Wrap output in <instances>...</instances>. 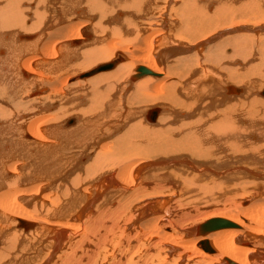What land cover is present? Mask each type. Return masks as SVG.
Listing matches in <instances>:
<instances>
[{
	"label": "bare ground",
	"instance_id": "obj_1",
	"mask_svg": "<svg viewBox=\"0 0 264 264\" xmlns=\"http://www.w3.org/2000/svg\"><path fill=\"white\" fill-rule=\"evenodd\" d=\"M262 22L264 0H0V264H264V38L233 35Z\"/></svg>",
	"mask_w": 264,
	"mask_h": 264
},
{
	"label": "rangeland",
	"instance_id": "obj_2",
	"mask_svg": "<svg viewBox=\"0 0 264 264\" xmlns=\"http://www.w3.org/2000/svg\"><path fill=\"white\" fill-rule=\"evenodd\" d=\"M154 7H156V6H154ZM263 23H264V22H262L261 24L264 25ZM247 26H249V25H247ZM250 26L252 27L253 25H250ZM245 33L250 34V35L253 34V35H251V36H252V37H255V38H261V39L264 38V33H263V35H261L262 33H256V34H254V32H251V33L243 32V33H236V34H233V35H240V34H245ZM233 35H228V37L233 36ZM254 35H255V36H254ZM258 35H260V36L258 37ZM26 36H27V35H26ZM224 39H226V37H224ZM221 40H223V39H221ZM221 40H220V41H221ZM20 41H23V40H20ZM184 44H186V43H184ZM164 49H167V48H164ZM103 64H104V63H103ZM99 65H101V64H99ZM26 67H28V64H26ZM90 69H91V68H90ZM90 69L84 70V71L80 72V74H76L75 77H77L78 75H81V74H83V73L89 71ZM112 71H113V70H112ZM110 72H111V71H110ZM101 73H103V72H101ZM97 75H98V74H97ZM95 76H96V75H95ZM92 77H93V76H92ZM234 86H235V85H234ZM35 87H36V88H34V90L37 89L36 91H40L39 86H35ZM235 87H236V88H238V87H239V88H243V87L238 86V85L235 86ZM54 88H55V87H54ZM54 88H53V89H54ZM263 88H264V85L262 86V88L257 89V94H258V92L261 91ZM34 90H33V91H34ZM36 91H34V92H36ZM31 92H32V91H31ZM31 92L29 93V95L33 93V92H32V93H31ZM29 95H28V96H29ZM231 95H234V93H232ZM39 96H41V95H39ZM256 96H257V97H256ZM256 96H255L256 98H259L258 95H256ZM36 97H37V96H36ZM259 99L264 100V98H262V97H260ZM154 106H157V103H156V102H145V103L140 104L138 107H139V109L141 110V111H140V113H141V112H148V111H149L152 107H154ZM176 110H177V108H174V109H173V111H176ZM145 114H146V113H145ZM159 116H160V115H159ZM159 116H158V117H159ZM157 119H158V118H157ZM144 121H145V120H144ZM145 123L148 124V125H154V124H155V123H153V124H149V123H147L146 121H145ZM180 155H183V158L186 156V154H175V155H172V156H166V157H164V158H178ZM210 218H211V217H209V218H205L206 220L204 219L203 221L201 220V221H198V222H199L200 224H201V223L204 224V223H206L207 220H209ZM22 232H23V231H22ZM22 232H21L20 234H21V235H22V234L25 235V233H24V232L22 233ZM196 243H197L196 241L193 243V247H194V249H195V250H198V251L200 250V252H202L200 248H197V247H196ZM195 247H196V248H195ZM258 251H259V252H262V251L264 252V250H262V249H258Z\"/></svg>",
	"mask_w": 264,
	"mask_h": 264
},
{
	"label": "water",
	"instance_id": "obj_3",
	"mask_svg": "<svg viewBox=\"0 0 264 264\" xmlns=\"http://www.w3.org/2000/svg\"><path fill=\"white\" fill-rule=\"evenodd\" d=\"M261 95L264 96V90H263V92L261 93Z\"/></svg>",
	"mask_w": 264,
	"mask_h": 264
}]
</instances>
